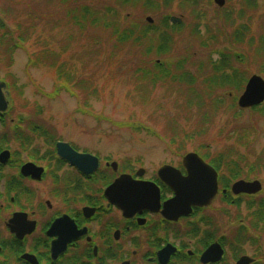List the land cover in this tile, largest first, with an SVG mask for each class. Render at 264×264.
I'll return each mask as SVG.
<instances>
[{"label":"rangeland","instance_id":"1","mask_svg":"<svg viewBox=\"0 0 264 264\" xmlns=\"http://www.w3.org/2000/svg\"><path fill=\"white\" fill-rule=\"evenodd\" d=\"M79 1L87 2L97 9H104V5L117 7L120 23L128 20L142 24L143 21L148 22L149 17L153 21L150 24L158 26L165 14L179 18L180 24L171 23L169 19L170 24L181 25L183 22L184 26L175 34L172 56L163 60L177 61L179 56L173 54H186L192 62H204L207 66L210 59L212 62L218 59L219 55L214 50L227 48L230 53L237 51L244 57L242 63L230 59L231 64L228 66L247 69V77L256 74L264 79V53L260 50V46L264 50V0H251L248 3L244 0H225L222 7L217 6L214 0H166L165 4L164 0H156L157 9L145 8L140 2L129 3L122 9L116 5L115 0H76V3L79 4ZM33 2L35 0H0V18H6L2 9L10 14L5 19L9 30L16 33L18 29L16 21L19 20H13L17 12L20 13V20H26L27 3L35 10L52 11V21L63 16L58 4L37 7ZM71 2L73 4L74 0ZM219 16L231 18L233 26L230 22L226 25L225 19L220 21ZM23 26L20 25V29ZM58 28L61 32L45 30L49 32H44V35L48 40L52 38L50 46L58 52L59 64L75 70V74L82 78H88L90 73H94L98 96L87 94L76 86L72 88L75 96L62 90L50 96L61 78L54 69L59 65L52 68L42 64L44 43L41 40L37 42L38 34L42 32L32 33L29 40L22 41V49H11V36L0 27V77L11 83L13 111L10 118H22L27 125V129H22L23 136L29 142L27 147L37 148L34 150L36 152H44L48 144L44 138L57 137L81 149L96 152L101 157H111L107 160L116 161L119 169L144 168L148 176L153 175L163 164L179 166L182 155L194 152L209 161L220 159L221 164L226 165L221 167L225 182L230 180L228 171L234 169L236 158H239L240 162L235 167L239 177L234 180H258L262 185L261 191L254 196L255 200L248 201L245 198L238 207L225 206L217 201L212 210L218 218L223 214L231 219L245 217L248 227H255L260 238L257 245L264 252V215H256L264 207V108L261 114L238 107L237 100L245 85L240 91L221 88L212 95V90L209 91L201 84V87L196 86L199 87L197 91L202 90L204 93L201 92L202 97L197 98L195 93L188 91L186 85H175L167 81L147 91L148 102L142 103L139 96L142 93L139 86L136 87L138 80L131 78L134 64L146 58L141 56V48L137 47L133 55L129 56L125 47L112 58L107 34L101 33L100 43H94L89 39L88 28L82 33L77 28L69 31L65 25ZM235 29L244 32L238 36L233 33ZM40 30L41 25L38 26ZM66 32H70L69 37ZM192 35L202 38L198 41ZM202 43L208 46L204 48ZM29 57L35 58L36 65H28ZM214 95L219 99L216 100ZM79 107L87 112H82ZM235 107L237 111H243L235 115ZM170 120L184 129L180 138H176L178 141L174 140L173 146L165 133ZM126 123H133L140 129H134ZM35 125H39L40 129L34 128ZM46 130L52 134L48 135ZM240 132L244 137L242 140L238 138ZM188 134L192 138H187ZM179 143L184 146H179ZM11 146L12 150L19 148L16 141ZM246 159L248 162L244 161ZM222 219L228 224L227 219ZM236 225L238 223L235 220L229 223V227L235 231L234 238L240 236V232H245L241 228L237 229ZM255 245H245V254L255 255Z\"/></svg>","mask_w":264,"mask_h":264},{"label":"flooded vegetation","instance_id":"2","mask_svg":"<svg viewBox=\"0 0 264 264\" xmlns=\"http://www.w3.org/2000/svg\"><path fill=\"white\" fill-rule=\"evenodd\" d=\"M10 89L0 77V264H264L255 227H248L245 217L218 218L212 210L217 201L238 207L259 193L235 194L234 169L225 182L222 170L198 155L216 171L210 197L212 178L190 175L183 163L187 153L179 166L163 164L148 176L144 168L119 169L107 160L111 157L57 137H45L49 145L36 152L27 147L24 120L10 118ZM14 141L19 148L12 150ZM58 142L93 155L96 167L63 158ZM165 165L173 169L161 170ZM123 175L131 179L119 181ZM196 198L208 200L195 204ZM234 220L245 231L236 238L229 227ZM251 243H256L253 256L243 250Z\"/></svg>","mask_w":264,"mask_h":264},{"label":"trees","instance_id":"3","mask_svg":"<svg viewBox=\"0 0 264 264\" xmlns=\"http://www.w3.org/2000/svg\"><path fill=\"white\" fill-rule=\"evenodd\" d=\"M165 1L166 0H164V4ZM244 1L248 3V1L251 0ZM115 2L117 3L116 5H118V7L122 9L125 8V6L129 3L136 2L143 3V6L145 8H158L156 0H115ZM51 3L53 5L58 4L61 6L60 10H62L63 16L57 17L54 21H52L51 16L54 15L52 11L45 10L44 12H42V10H35L33 6H30V4L27 3L26 8L28 11L26 20H20L19 12H17L13 17V20H19L16 21L18 26L16 33L11 31V29H8L10 27L7 26L8 24L5 20L7 19V16H10L8 12L2 9L1 12L6 18H0V27L6 30L7 35L11 36L10 42H24L30 39V35L32 33L37 34L42 32L41 35L38 34L39 37L37 39V42L41 40V42L44 43L41 59L42 64L45 66H50L52 68L59 65V67L54 69H56L59 78H61V80L56 83L55 89L50 96L57 95L61 90L68 92L71 96H75V92L72 91V88H75V86L77 89L84 90L87 94L97 96L99 94L98 87L95 85L94 73H90V77L88 78H82L81 75L78 76L75 74L77 73L75 70H72L63 64H59V54L50 46V40L52 38H49L48 40V38L44 35V32H49L51 30L61 32V30H58V27H60L61 25H65L69 31L73 28H77L79 33H82L88 28L90 31L89 39H91L94 43H100L99 36H101V33L107 34L108 40L110 41L109 46H111L110 56H112V58L117 55V51H120V49H125V47H127V50L129 51V56L133 55V50H135L137 47L141 48V56H146V58L144 61H140L134 64L131 78H136L138 80L136 87L139 86V90L142 93L139 95L140 98H142V103L148 102L147 91H150L151 88H154L157 84H165V82L167 81L171 84L175 83V85H186L189 92L191 91L197 95V98H201V92H204L202 90L201 92L197 91L199 87L196 86L201 87V84H203L206 89H208L209 91L212 90V95L213 93H215V91L221 88H233L240 91L243 85H245L247 78H249L247 77V69L241 70L239 67L234 65L228 66V64H231L229 61L230 59L233 58L235 60H239V62L242 63L241 60L244 57H242V55L237 51L230 53L227 48L220 51L214 50L213 52H217L219 55L218 59L213 62L210 59L207 66L204 62H192V59H190L186 54H173L174 56H179V60L177 61H172L171 59L170 61L163 60V58L172 56L171 54L173 51V46L175 44V34L180 32V30L184 26L183 22L181 25L170 24L169 14H165L162 16L160 25L158 26L150 24L146 21H143L142 24H138L134 21L129 22L128 20H122L120 23L121 17L119 18L118 8L111 5H104V9H97L84 1H79V4H77L76 0H74L73 4L71 0H35V2H33V4L35 6L37 5V7L45 6L44 4L50 5ZM182 3H186V1H182ZM182 7L184 8L185 6L182 5ZM218 18L220 19V21H223L225 19L226 25H228L229 22L230 24L231 22H233V20H231V18L229 17L223 18L222 16H219ZM20 25H24L23 29H20ZM39 25H41L40 31H38ZM232 26L233 24H231V27ZM243 32L244 31L235 29L233 33L241 36ZM65 34L68 37L70 36V32H66ZM192 36L198 41L202 38L198 37L197 35ZM40 37H42V39H39ZM234 38L237 41L241 42L239 38ZM251 44H253V42ZM202 45L204 48L208 46L206 43H202ZM10 48L13 49V45H10ZM260 50L264 53V50L261 49V46ZM88 52L92 51L89 50ZM107 58L109 59V56ZM35 62V58L29 57V66L36 65ZM150 64L151 66H149ZM260 73H262V71ZM71 82H74V84ZM70 84H73L74 86H71ZM214 98L216 100L219 99L218 96H215ZM233 100L236 99L234 98ZM235 108V115H239L243 111V109H239L237 111V107ZM263 108L264 103L259 106H253L249 109L253 112L256 111L262 114ZM78 109H80L82 112H87L83 107H79ZM172 123H175V125L172 126ZM129 124H131V127H133L134 129H140L139 126H135L133 123H126V125ZM43 129L45 131V128ZM183 131L184 129L181 128L179 124L170 120L169 127L166 126L165 128V133L168 134L167 136L169 137V143L171 146L175 144L174 140H176L177 137L180 138V135ZM46 133L48 135L52 134L47 130ZM149 133L155 136L158 135L150 131ZM186 136L187 138H192V135L188 134ZM238 138L240 140L244 138L241 132ZM179 146L184 145H182V143H179ZM210 161L218 170L221 169L223 163L221 164L220 159ZM236 161L240 162L239 158H236ZM244 161L248 162L247 159ZM236 165H234V169H236ZM223 166L226 167V165ZM238 173L239 171H237V169L233 172L234 179L239 177ZM259 214L264 215V207L261 209V213L259 212L256 215Z\"/></svg>","mask_w":264,"mask_h":264},{"label":"water","instance_id":"4","mask_svg":"<svg viewBox=\"0 0 264 264\" xmlns=\"http://www.w3.org/2000/svg\"><path fill=\"white\" fill-rule=\"evenodd\" d=\"M214 2L219 6L222 7L225 3V0H214ZM148 22H151V18H147ZM171 23H180L181 20L176 17H170ZM3 85V84H2ZM264 102V79L256 74H253L249 77L247 80L244 90L242 94L238 97L237 105L240 108H250L253 106L260 105ZM58 153L63 158L71 161L72 163L76 164L78 167H85V165L90 166V170L96 167V160L97 158L90 155V154H80L74 151L69 144L64 142H58ZM91 161V163H89ZM184 165L189 169L190 175H198V176H205L211 177L209 183V192L210 197L215 193L216 191V172L215 170L205 163L202 158L198 156V154L194 152H189L187 155H185L183 160ZM89 164V165H88ZM169 170L173 169L172 166L165 165L161 168V170ZM131 177L128 175H123L119 181L122 180L123 183L130 180ZM207 183V185H208ZM137 185H143L140 183H136ZM202 184V187L205 185L203 183H199V185ZM201 186V185H200ZM137 189H141V186H136ZM262 185L258 180L253 181H244V180H238L233 183L232 185V191L235 194L239 193H247V194H254L261 190ZM132 190V189H131ZM209 197V198H210ZM208 200V199H207ZM205 199L196 198L195 200L192 199L191 201L195 204H205L207 202Z\"/></svg>","mask_w":264,"mask_h":264}]
</instances>
